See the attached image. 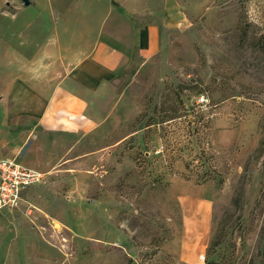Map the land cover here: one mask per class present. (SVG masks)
I'll use <instances>...</instances> for the list:
<instances>
[{
    "label": "rangeland",
    "instance_id": "1",
    "mask_svg": "<svg viewBox=\"0 0 264 264\" xmlns=\"http://www.w3.org/2000/svg\"><path fill=\"white\" fill-rule=\"evenodd\" d=\"M29 1L0 0V71L19 55L33 68L35 35L62 36L65 15L127 2ZM182 6L191 24L117 113L54 167L34 165L44 179L0 213V264H181L205 233L204 264H264V0Z\"/></svg>",
    "mask_w": 264,
    "mask_h": 264
},
{
    "label": "crops",
    "instance_id": "2",
    "mask_svg": "<svg viewBox=\"0 0 264 264\" xmlns=\"http://www.w3.org/2000/svg\"><path fill=\"white\" fill-rule=\"evenodd\" d=\"M150 1L87 5L78 14L65 15L62 36L35 35L39 49L31 56L33 68L20 64L22 55L13 59L17 68L5 61L0 71V160L14 159L47 174L34 165L54 167L117 113L125 91L160 55L168 34L191 24L182 0ZM198 203L208 226L212 204ZM181 208L184 228L186 206L181 203ZM206 240V233L193 243L188 240L179 262L204 264Z\"/></svg>",
    "mask_w": 264,
    "mask_h": 264
},
{
    "label": "built area",
    "instance_id": "3",
    "mask_svg": "<svg viewBox=\"0 0 264 264\" xmlns=\"http://www.w3.org/2000/svg\"><path fill=\"white\" fill-rule=\"evenodd\" d=\"M204 99L202 98L201 101ZM45 174L14 159L0 160V213L14 209L21 202L23 191L40 183Z\"/></svg>",
    "mask_w": 264,
    "mask_h": 264
},
{
    "label": "water",
    "instance_id": "4",
    "mask_svg": "<svg viewBox=\"0 0 264 264\" xmlns=\"http://www.w3.org/2000/svg\"><path fill=\"white\" fill-rule=\"evenodd\" d=\"M24 2L25 5H29L30 1L29 0H22Z\"/></svg>",
    "mask_w": 264,
    "mask_h": 264
},
{
    "label": "trees",
    "instance_id": "5",
    "mask_svg": "<svg viewBox=\"0 0 264 264\" xmlns=\"http://www.w3.org/2000/svg\"><path fill=\"white\" fill-rule=\"evenodd\" d=\"M207 264H209V263H207Z\"/></svg>",
    "mask_w": 264,
    "mask_h": 264
}]
</instances>
